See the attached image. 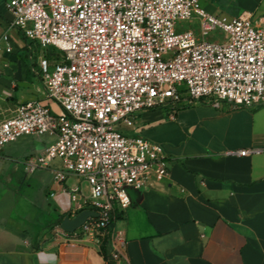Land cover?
Masks as SVG:
<instances>
[{"label": "built area", "instance_id": "built-area-1", "mask_svg": "<svg viewBox=\"0 0 264 264\" xmlns=\"http://www.w3.org/2000/svg\"><path fill=\"white\" fill-rule=\"evenodd\" d=\"M5 6L10 29L62 56L61 63L51 65L43 56L39 64L46 98L62 113L41 101L18 106L0 123V153L22 137H53L23 166L29 173L51 171L68 197L64 213L70 219L86 210L98 215L71 234L58 228L59 237L96 241L108 235L109 259L129 264L124 232L112 224L131 205L130 190L153 189L169 177V162L160 145L123 129L133 128L144 112L183 101L263 107L264 26L244 15L213 16L200 0H7ZM191 20L198 34L180 31ZM216 31L225 37L207 41ZM0 46L11 53L8 32L0 35Z\"/></svg>", "mask_w": 264, "mask_h": 264}, {"label": "crops", "instance_id": "crops-1", "mask_svg": "<svg viewBox=\"0 0 264 264\" xmlns=\"http://www.w3.org/2000/svg\"><path fill=\"white\" fill-rule=\"evenodd\" d=\"M202 1L213 16L244 15L264 26V0ZM6 2L0 0V35L8 32L12 51L0 46V123L26 102L51 106L39 74L41 57L52 65L51 55L9 28ZM123 131L160 145L169 162L163 182L128 192L131 205L112 226L124 232L129 264H264V106L183 101L144 112ZM53 141L42 139L38 154ZM250 149L261 152L227 155ZM46 195L49 212H0V264H116L108 235L63 241L54 223L66 216L68 197L54 181Z\"/></svg>", "mask_w": 264, "mask_h": 264}, {"label": "rangeland", "instance_id": "rangeland-1", "mask_svg": "<svg viewBox=\"0 0 264 264\" xmlns=\"http://www.w3.org/2000/svg\"><path fill=\"white\" fill-rule=\"evenodd\" d=\"M203 5V1L200 4ZM192 30L198 34L199 24L191 20L181 24L180 31ZM217 37H225L220 31L211 33L207 41ZM54 63H61L62 56L50 48ZM50 109L55 114H61V108L51 102ZM126 136L127 135L124 133ZM52 138L49 135L22 137L7 145L3 156L0 155V212H49L47 190L53 182L49 169H39L29 173L23 162L38 155L41 140ZM52 206V205H51Z\"/></svg>", "mask_w": 264, "mask_h": 264}, {"label": "water", "instance_id": "water-1", "mask_svg": "<svg viewBox=\"0 0 264 264\" xmlns=\"http://www.w3.org/2000/svg\"><path fill=\"white\" fill-rule=\"evenodd\" d=\"M89 217L97 218L98 215L92 211L86 210L78 214L73 219L66 217L64 218L63 222L60 224V229L65 233L71 234L77 229H79Z\"/></svg>", "mask_w": 264, "mask_h": 264}, {"label": "trees", "instance_id": "trees-1", "mask_svg": "<svg viewBox=\"0 0 264 264\" xmlns=\"http://www.w3.org/2000/svg\"><path fill=\"white\" fill-rule=\"evenodd\" d=\"M23 38H24V37H23ZM24 40H26V39L24 38ZM46 54H47V55H51V58L53 57L52 52L50 51V48L46 50ZM66 217H68V215H66V216H65V215L60 216L58 219H56L54 225H55V226L60 225V224L63 222L64 218H66ZM119 217H120V216H119V214L117 213V214H116V219H118ZM113 224H114V223H113ZM113 224H112V226H113Z\"/></svg>", "mask_w": 264, "mask_h": 264}]
</instances>
